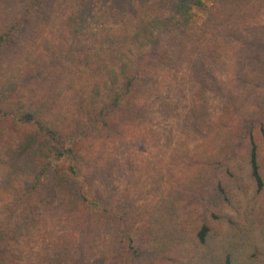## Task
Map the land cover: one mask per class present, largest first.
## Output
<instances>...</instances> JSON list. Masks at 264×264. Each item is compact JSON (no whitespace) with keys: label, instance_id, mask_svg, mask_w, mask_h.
<instances>
[{"label":"trees","instance_id":"1","mask_svg":"<svg viewBox=\"0 0 264 264\" xmlns=\"http://www.w3.org/2000/svg\"><path fill=\"white\" fill-rule=\"evenodd\" d=\"M58 260L264 264V0H0V264Z\"/></svg>","mask_w":264,"mask_h":264},{"label":"rangeland","instance_id":"2","mask_svg":"<svg viewBox=\"0 0 264 264\" xmlns=\"http://www.w3.org/2000/svg\"><path fill=\"white\" fill-rule=\"evenodd\" d=\"M184 71L187 72L186 67H184L183 69ZM226 72H229L228 67H223L221 70H214V69H209V68H203L200 66V64L198 63V66L196 67V73L195 76L196 77H200L203 79L207 80V90H205L204 92V98H203V103L205 104V107L207 109V111L209 113H212L216 110L217 105L220 104V102L222 101V94H223V88H225V77H221L222 74H227ZM215 77L216 82L215 84L211 83V78ZM160 102V101H159ZM158 102V104H160ZM185 103L184 101H182V103L180 104V106H182V104ZM179 106H177L178 108ZM156 117H158V119L156 120L155 123H157L158 128L161 129V131H164L165 126L167 125V123L172 124L173 121L167 120V119H162V115L161 114H156ZM178 130V129H175ZM177 132V131H176ZM175 132V133H176ZM65 146V145H64ZM58 147V146H57ZM55 164H58L57 161H54ZM63 164L64 167H67V164L65 162H61ZM54 264H65L63 263V260H58L57 263Z\"/></svg>","mask_w":264,"mask_h":264}]
</instances>
